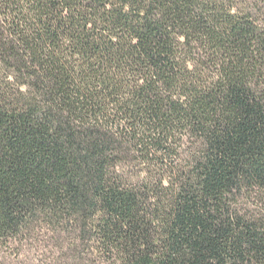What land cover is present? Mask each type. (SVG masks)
I'll list each match as a JSON object with an SVG mask.
<instances>
[{"label": "trees", "instance_id": "trees-1", "mask_svg": "<svg viewBox=\"0 0 264 264\" xmlns=\"http://www.w3.org/2000/svg\"><path fill=\"white\" fill-rule=\"evenodd\" d=\"M68 264H264V0H0V245Z\"/></svg>", "mask_w": 264, "mask_h": 264}, {"label": "rangeland", "instance_id": "rangeland-1", "mask_svg": "<svg viewBox=\"0 0 264 264\" xmlns=\"http://www.w3.org/2000/svg\"><path fill=\"white\" fill-rule=\"evenodd\" d=\"M52 233L37 230L25 238L0 245V264H68Z\"/></svg>", "mask_w": 264, "mask_h": 264}]
</instances>
